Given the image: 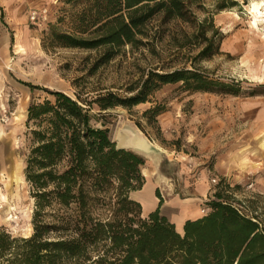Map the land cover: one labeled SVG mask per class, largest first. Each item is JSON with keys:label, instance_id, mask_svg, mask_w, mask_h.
Wrapping results in <instances>:
<instances>
[{"label": "rangeland", "instance_id": "obj_1", "mask_svg": "<svg viewBox=\"0 0 264 264\" xmlns=\"http://www.w3.org/2000/svg\"><path fill=\"white\" fill-rule=\"evenodd\" d=\"M234 1L235 5L223 10L214 7L215 0H201V7L193 8L199 21L212 18L214 27L206 35L212 37V42L193 36L190 23L176 19L163 23L161 16H155L148 24L149 39H145L152 42L150 46H123L100 66H96L97 50L63 47L49 39L53 26L60 32H75L73 18L84 7L83 0H24L21 7L14 6L13 16L18 15L22 21L8 26L10 33L11 28L18 30V37L11 44L5 70L12 86L9 91L16 97L4 96L6 89L0 97L4 130L0 170L10 175L19 160L23 181L19 207L8 208L13 221L0 220V235L9 236L12 243L11 249L0 255V264H19L16 257L24 250L23 240L35 233L37 191L26 177L27 159L34 145L35 126L27 120L31 103L51 98L45 89L89 101L108 92L130 97L150 70L162 73L198 68L211 78L233 85L237 92L191 91L182 88L181 83L165 84L148 101L131 107L101 110L92 104L93 124L108 128L115 142L119 131L130 125L163 149L157 169L149 156L133 151L144 158L140 167L144 185L153 181L158 199L163 201L175 194L185 197L184 188L195 190L202 183L206 188L204 204L218 200L219 195L257 221L264 232V22L259 21V28L251 24L248 5L252 0ZM33 10H46L45 21L33 23ZM20 45L24 51L17 53ZM157 106L160 113L146 114ZM21 108L26 118L18 122L15 116ZM4 109L7 121L2 120ZM0 187L6 192L5 181H0ZM131 197L141 202L134 193ZM152 209L153 205L144 213L142 209V216L147 217ZM41 219L52 222L54 209L45 208ZM29 223L33 232L28 237ZM46 237L55 239L57 235L50 232Z\"/></svg>", "mask_w": 264, "mask_h": 264}, {"label": "trees", "instance_id": "obj_2", "mask_svg": "<svg viewBox=\"0 0 264 264\" xmlns=\"http://www.w3.org/2000/svg\"><path fill=\"white\" fill-rule=\"evenodd\" d=\"M74 14L73 33L50 29L51 43L97 50L96 66L110 61L123 46H150L148 24L155 16L163 23L181 20L191 24L193 36L205 37L214 27L212 18L199 21L193 8L201 0H83ZM234 0H215L223 10ZM208 47L202 50L205 55ZM181 83L191 91L236 93L233 85L211 78L205 71L150 70L130 97L99 93L91 101L63 91L28 107L34 145L27 159L26 177L36 188L34 235L23 240L19 264H264V232L230 202H206L207 215L188 220L184 233L160 213V206L142 216V204L131 197L144 186L137 153L118 149L109 129L96 127L92 104L101 110L131 107L148 101L161 86ZM28 85V84H27ZM30 86L32 89L35 86ZM132 89V88H131ZM160 107L146 114L160 113ZM47 207L54 220L41 219ZM210 211V212H209ZM53 232L55 239L46 234ZM9 236L0 235V255L11 249ZM11 253V252H10Z\"/></svg>", "mask_w": 264, "mask_h": 264}, {"label": "bare ground", "instance_id": "obj_3", "mask_svg": "<svg viewBox=\"0 0 264 264\" xmlns=\"http://www.w3.org/2000/svg\"><path fill=\"white\" fill-rule=\"evenodd\" d=\"M248 12L251 15V24L255 28H259V21L264 22V0H252L248 5ZM264 39V29L261 33ZM24 51V48L20 45L17 48V53H21ZM4 107V105H2ZM26 118L25 109H20L15 116L16 121H21ZM126 133L128 138L132 141L134 146L136 147L134 150L139 152L140 154L149 156L151 162L154 164L155 169H157L160 157L163 154V149L157 145L156 143L149 140L143 133L132 127L125 126ZM4 135L3 125L0 123V139ZM15 139V137H13ZM231 162V160H229ZM229 162V164H230ZM10 175H6V171L4 169L0 170V181H5L6 192H4L0 187V220L4 222L13 221V215H8L9 209H17L20 205L21 195L19 192V186L23 181V172H22V163L17 160L14 164L13 169L9 173ZM8 176V178H7ZM202 184V183H201ZM200 184V185H201ZM155 183L153 181L147 182L142 189L134 191V195L141 201L143 213L147 211L151 205L154 204L157 197L154 195ZM190 199H185L184 202H189ZM2 212H7V215H3ZM168 214H173L169 208H167ZM18 218V217H17ZM179 222L180 219L176 218ZM180 230V228H179ZM33 232L32 224L28 225V234L26 236H31Z\"/></svg>", "mask_w": 264, "mask_h": 264}, {"label": "crops", "instance_id": "obj_4", "mask_svg": "<svg viewBox=\"0 0 264 264\" xmlns=\"http://www.w3.org/2000/svg\"><path fill=\"white\" fill-rule=\"evenodd\" d=\"M23 1L24 0H0V97L5 89L4 96L10 94L13 95V97H16L9 91V87L12 89V86L7 82L6 74H9V72L5 69L7 68L6 65L10 55L11 44L18 37L16 32L18 30L11 28L12 32L10 33L8 26L18 25L19 22L22 21L19 20L18 15L14 17L12 11L14 6L18 8L20 5L21 7ZM183 194L185 197L175 194L165 198L160 206L161 215L165 216L170 222H172L175 225L176 230L181 234L184 233V225L188 220L202 218L208 213V209L204 204L206 188L203 184H199L195 190L186 187L184 188ZM185 199H190V201L184 202ZM160 201L161 200L157 198L153 204V209L147 214L157 209L160 205ZM167 208H169L173 214H168ZM176 218L180 219V221L178 222Z\"/></svg>", "mask_w": 264, "mask_h": 264}, {"label": "water", "instance_id": "obj_5", "mask_svg": "<svg viewBox=\"0 0 264 264\" xmlns=\"http://www.w3.org/2000/svg\"><path fill=\"white\" fill-rule=\"evenodd\" d=\"M125 129L126 128L124 127L123 129H121L119 131L118 138L116 140L117 148L118 149H126V150L136 151V150H134L136 147L134 146L132 141L128 138V135H127Z\"/></svg>", "mask_w": 264, "mask_h": 264}, {"label": "built area", "instance_id": "obj_6", "mask_svg": "<svg viewBox=\"0 0 264 264\" xmlns=\"http://www.w3.org/2000/svg\"><path fill=\"white\" fill-rule=\"evenodd\" d=\"M45 19H46V10L44 12H39L38 10H33L31 12V20L33 21V23L38 25V24H41L42 22H44ZM2 120L3 121L8 120V114H7L6 109H4ZM213 182H216V180L213 179ZM16 218H17V216H16Z\"/></svg>", "mask_w": 264, "mask_h": 264}]
</instances>
